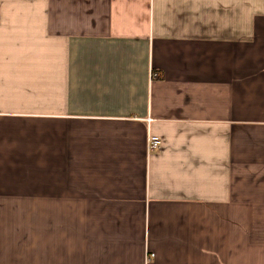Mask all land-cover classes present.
Segmentation results:
<instances>
[{"label": "crops", "instance_id": "crops-1", "mask_svg": "<svg viewBox=\"0 0 264 264\" xmlns=\"http://www.w3.org/2000/svg\"><path fill=\"white\" fill-rule=\"evenodd\" d=\"M0 264H264V0H0Z\"/></svg>", "mask_w": 264, "mask_h": 264}, {"label": "built area", "instance_id": "built-area-1", "mask_svg": "<svg viewBox=\"0 0 264 264\" xmlns=\"http://www.w3.org/2000/svg\"><path fill=\"white\" fill-rule=\"evenodd\" d=\"M161 143V140L158 136L155 135H149L147 139V148L148 149H155L157 148Z\"/></svg>", "mask_w": 264, "mask_h": 264}]
</instances>
